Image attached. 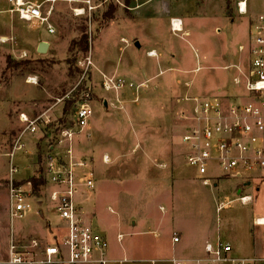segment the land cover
I'll use <instances>...</instances> for the list:
<instances>
[{
	"label": "rangeland",
	"instance_id": "1",
	"mask_svg": "<svg viewBox=\"0 0 264 264\" xmlns=\"http://www.w3.org/2000/svg\"><path fill=\"white\" fill-rule=\"evenodd\" d=\"M8 1L0 0V257L6 256L11 236L23 246L33 238L51 242L53 235H61L48 199L50 188L43 183L34 196L25 184L39 168L43 175V160L55 136L51 132L45 138L24 135L18 115L47 113L58 123L63 105L54 106L55 101L78 83V62L89 54L95 65L104 68L106 77L133 84L130 89L105 92L102 74L94 67L89 77L94 114L75 142L76 156L91 161L96 178L94 190L78 195L75 202L83 217L105 234L109 252L117 254L126 248L135 255L153 250L156 259H178L199 255L198 245L217 237L230 243L236 256L252 258L248 244L254 232L259 233L256 239L264 250V228L252 223L264 217V183L253 178L245 188L244 178L214 177L215 185H202L185 165L181 141L189 123V99L237 93L232 84L237 73L225 69L244 63L245 54L240 56L238 47L247 43L251 19L264 14V0H248L245 16L236 10L240 0H153L141 12L150 17L147 20H132L136 12L126 9L128 0H121L124 7L114 2L84 23L91 34L85 53L67 51L70 42L82 36L79 27L85 21L72 15L75 0L55 4L53 36L9 14ZM142 1L150 0H139V4ZM170 16L181 18V32L173 33L170 24L165 26ZM43 42L48 49L39 54L37 47ZM156 47L163 48L170 66L160 64L157 56L156 62L146 57ZM160 51L156 50L157 55ZM8 60L12 62L9 69ZM139 75L156 77L140 84ZM29 79L35 84H29ZM137 85L139 89L134 88ZM71 114L69 108L65 118ZM19 139L26 146L12 158ZM12 162L19 168L13 182L23 184L32 205L21 220L9 217L7 185ZM209 174L218 173L212 168ZM237 190L253 201L241 205ZM173 233L180 235L177 244L171 241Z\"/></svg>",
	"mask_w": 264,
	"mask_h": 264
},
{
	"label": "built area",
	"instance_id": "2",
	"mask_svg": "<svg viewBox=\"0 0 264 264\" xmlns=\"http://www.w3.org/2000/svg\"><path fill=\"white\" fill-rule=\"evenodd\" d=\"M58 1L9 0L8 12L23 24H37L47 35L53 36L55 28L51 16ZM247 1L237 2L238 15L247 14ZM114 2L124 7L121 0H75L76 5L71 12L74 17L89 23L98 10ZM174 21L170 20L173 33L176 32ZM87 36L91 38L90 33ZM238 54H245L244 63L225 70L232 69L237 73L232 84L239 92L228 97L189 99V123L181 136L185 165L195 172L204 186L215 185L214 177L244 178L245 181L264 179V14L251 19L247 43L238 47ZM147 55L155 56L153 51ZM78 67V83L55 101L54 106L63 105L58 123L53 122L47 113L18 115L24 135L40 134V138H45L51 132L55 136L54 146L43 160L42 176L43 183L50 188L48 199L58 217L56 227L61 235H53L51 242L33 238L23 246L11 236L6 250L10 264H108L109 245L106 237L83 217L81 206L75 202L78 195L85 196V193L94 190L96 180L91 161L77 157L75 152V142L84 134L94 114L93 88L89 80L94 66L90 54L78 62ZM28 83L35 84L32 79ZM125 86L119 79L102 75L101 88L105 92H117ZM127 86L133 87L132 84ZM66 104L70 105L72 112L69 118L63 115ZM25 146L19 139L11 157ZM103 162L107 163V157L103 158ZM212 168L217 170V175L209 174ZM9 173V217L11 220H21L31 211V201L23 184L13 182L19 174V168L13 162ZM25 184L31 188L28 180ZM237 197L241 205L253 201L251 196L242 193ZM253 224L264 228V218L255 219ZM121 240V235H118L117 241L120 243ZM179 241V236L173 234L172 243ZM171 264H264V256L238 257L230 243L216 240L205 242L199 255L173 259Z\"/></svg>",
	"mask_w": 264,
	"mask_h": 264
},
{
	"label": "crops",
	"instance_id": "3",
	"mask_svg": "<svg viewBox=\"0 0 264 264\" xmlns=\"http://www.w3.org/2000/svg\"><path fill=\"white\" fill-rule=\"evenodd\" d=\"M152 1L153 0H150V1H142L139 4V0H128V3L129 4L126 6L127 7V10L130 11V12H136L135 13L136 14L135 15V18L132 19V20H136L137 18H141L142 20H147V18H150V17H148L147 14L145 16L142 13L143 12L145 13L146 10L144 11V7H146L147 5L151 4ZM171 19H178L182 23V20H181V18L179 16H172V17L170 16L168 18V20H167V18L164 20L165 21L164 22L165 23V26L167 28L169 27V24H170V20ZM182 27H183V23H182ZM121 40H123V39H121ZM124 42L127 44L126 40H124ZM156 50H161L160 51L161 54L157 55ZM150 51H153L154 52V54H155L154 57H151V56H148L147 55L148 52H150ZM163 52H164L163 51V48H161V47H156V49L155 48H150L146 52V57L149 58V59H155V62H156V56H157V58H158L157 60L159 61L160 64H163V65H166V66H170V62H167L166 61V59H165V52L164 53ZM91 59H92V57H91ZM92 63H93V66L95 67V69L98 71V73L105 76L104 68L101 67V66H99V63L97 65H95L94 59L92 60ZM111 77L114 78L113 75ZM155 77H156V75H154V76H150L149 75L148 77H146L145 75H142V77H141L139 75V78H141L140 84L145 83V82H150ZM140 84H138V85H140ZM138 85L137 86H134V88L138 87V89H139V86ZM140 87H142V86L140 85ZM126 88L128 89V86H125L124 87V89H126ZM89 125H90V123H89ZM27 168H28V165L26 167H24V169H27ZM258 180H260L259 181L260 182L259 184H263L264 183V179H258ZM20 181H22V180H20ZM245 182L246 183L243 184V187L246 188V187H248L250 185V182H248V181H245ZM238 192H239V190L236 191V193H235L236 196H237V193ZM240 193H242L241 190H240ZM33 202H35V200ZM38 203H40V202H38V201L35 202L36 205ZM82 203H84V202H82ZM80 204H81V202H80ZM38 212L41 213L40 216H43V211L42 210H39ZM257 218H264V217H257ZM257 218H255V219H257ZM47 223H50L51 224L50 221H47ZM131 224H132V226H136V222L135 221H131ZM93 227H94L95 230H97L98 232L102 233L94 225H93ZM256 227L259 228L258 226H256ZM102 234L105 236L104 233H102ZM152 234H153V237L155 239L159 237V235L156 233V231H153ZM173 234H177V233H173ZM173 234H172V236H173ZM177 235L180 238V235L179 234H177ZM263 235H264V233H263ZM256 236H259V233L254 232L253 237L251 238V240L253 242H249V244H248L249 247H251V245H252V255H253V256H248V257H261V256H264V250L261 247V245L258 244V240L256 239ZM212 238H213L212 240H206L203 243H200L198 245V247H200L202 249L205 242H213V241H216V238L217 237L216 238L215 237H212ZM171 241H172V237H171ZM143 251H146V250H143ZM107 259H108V264H171V261L173 260V259H164V260L156 259V253L153 250H149L148 252H142V253H138V254L133 255V254H130L126 248H122L120 250V252H118L117 254H114V252H112V253L109 252V247H108V252H107ZM7 260H8V258L6 256L0 257V264H10ZM24 264H32V263H24ZM33 264H38V263H33Z\"/></svg>",
	"mask_w": 264,
	"mask_h": 264
},
{
	"label": "trees",
	"instance_id": "4",
	"mask_svg": "<svg viewBox=\"0 0 264 264\" xmlns=\"http://www.w3.org/2000/svg\"><path fill=\"white\" fill-rule=\"evenodd\" d=\"M108 15H106L105 18H110V17H108ZM85 22L86 21H83V24ZM79 30L82 33V36L79 38V40H77V41L72 40L70 42V44L68 46V50H67L69 53L73 52L74 50H77L78 52H81V53H85L88 50V41H87L88 40L87 39L88 36H87V33H86V25L84 24V26H80ZM75 59H73L71 62L74 63ZM10 65H12V62H11V60H8L7 69L10 68ZM69 106L70 105H68V104L65 105V107L63 109V115L64 116H65V112L69 109ZM40 158L41 157H38V163L41 162ZM40 174H41V170L39 168L38 171H37V175L34 174L31 178L28 179V181L31 183V193L34 196L38 195L40 186L43 184V178H42V176H40ZM21 184L22 183H18L17 185H21Z\"/></svg>",
	"mask_w": 264,
	"mask_h": 264
},
{
	"label": "water",
	"instance_id": "5",
	"mask_svg": "<svg viewBox=\"0 0 264 264\" xmlns=\"http://www.w3.org/2000/svg\"><path fill=\"white\" fill-rule=\"evenodd\" d=\"M135 46H136L137 48H139L138 43H135ZM47 49H48V44L43 42V43H40V44L38 45V47H37V52H38L39 54H44V53H46ZM104 107H105V108L107 107V103H106V102H104ZM238 195H240V190H239V192L237 193V196H238ZM39 214H41V213L39 212Z\"/></svg>",
	"mask_w": 264,
	"mask_h": 264
},
{
	"label": "bare ground",
	"instance_id": "6",
	"mask_svg": "<svg viewBox=\"0 0 264 264\" xmlns=\"http://www.w3.org/2000/svg\"><path fill=\"white\" fill-rule=\"evenodd\" d=\"M174 20H175L174 24H175V27H176L175 28L176 33L177 32H181L182 31V29H181L182 26H180V25H182V23L178 19H174Z\"/></svg>",
	"mask_w": 264,
	"mask_h": 264
}]
</instances>
